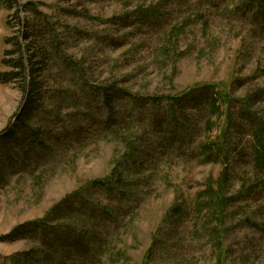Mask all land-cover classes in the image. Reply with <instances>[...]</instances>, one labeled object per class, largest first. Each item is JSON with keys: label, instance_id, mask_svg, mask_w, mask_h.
I'll return each mask as SVG.
<instances>
[{"label": "rangeland", "instance_id": "rangeland-1", "mask_svg": "<svg viewBox=\"0 0 264 264\" xmlns=\"http://www.w3.org/2000/svg\"><path fill=\"white\" fill-rule=\"evenodd\" d=\"M243 1L0 0V264H264V22ZM42 219L44 242L2 239Z\"/></svg>", "mask_w": 264, "mask_h": 264}, {"label": "trees", "instance_id": "trees-1", "mask_svg": "<svg viewBox=\"0 0 264 264\" xmlns=\"http://www.w3.org/2000/svg\"><path fill=\"white\" fill-rule=\"evenodd\" d=\"M5 1H9V0H5ZM213 1H216V0H213ZM243 3H245L246 6L250 7V10H252L251 14H252V16L254 18H258L259 20L264 22V0H244ZM22 63H23V61H21V64ZM262 74H264V70L262 71ZM210 87L213 88V89L219 88L216 85H214V86L204 85L202 87H197L194 90H196V91L197 90H203V89L207 90ZM199 88H203V89H199ZM34 91H35V82L33 80L31 82V85H30V88H29V97L30 98H33ZM193 92H195V91H193ZM219 92H220V94H222L223 93V89L219 88ZM191 94L192 93H188L187 92L184 96H189ZM106 96H108L107 93H106ZM106 99H108V98L106 97ZM174 107H175V104L170 103V107H169L170 111H173ZM26 115H25V113L23 114L24 119H22V120L26 119V117H25ZM18 124L21 125L23 123L20 120V122ZM12 129H14V131L16 130V128H12ZM34 140H37V136L34 137ZM223 140H224V142H226V137L225 136L223 137ZM263 148H264V145H263ZM262 161H264L263 158L261 159V162ZM95 183H101V184H105L106 185L107 182L106 181H96ZM217 202H218V205L224 206V205H226L229 202V199H224V197L222 198V196H221L219 201H217ZM46 225H47L46 224V219H42L40 221H36V222L30 223V224H27V225H23L22 227L15 228L10 234L5 235L2 239L3 240H15V239H19V238H22V239L26 238V233L27 232H26L25 228L27 226H33L34 227L33 232L39 234L41 236V238H42V242H44L45 241V237H46L44 229H45ZM70 234H72V237H73V240H72V242L70 244V247L73 249V251H75V253L78 256V258L83 257V254L79 251L80 246L76 245V244H78L77 242H83V240H87L88 236L91 234V232L90 231H85V232L82 233V236L81 235L79 236L76 233H70Z\"/></svg>", "mask_w": 264, "mask_h": 264}]
</instances>
